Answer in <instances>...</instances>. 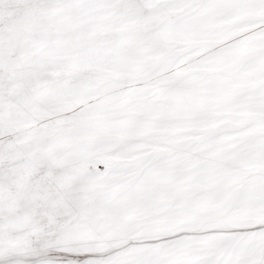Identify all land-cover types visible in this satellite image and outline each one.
<instances>
[{
  "label": "snow or ice",
  "instance_id": "6c2138e0",
  "mask_svg": "<svg viewBox=\"0 0 264 264\" xmlns=\"http://www.w3.org/2000/svg\"><path fill=\"white\" fill-rule=\"evenodd\" d=\"M0 264H264V0H0Z\"/></svg>",
  "mask_w": 264,
  "mask_h": 264
}]
</instances>
